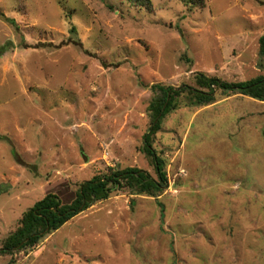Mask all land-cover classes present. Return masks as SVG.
I'll return each instance as SVG.
<instances>
[{
    "label": "rangeland",
    "instance_id": "obj_1",
    "mask_svg": "<svg viewBox=\"0 0 264 264\" xmlns=\"http://www.w3.org/2000/svg\"><path fill=\"white\" fill-rule=\"evenodd\" d=\"M192 1L0 0V246L49 193L71 202L108 167L155 175L153 84L264 75V0ZM185 102L155 139L164 215L114 191L0 264H264V100Z\"/></svg>",
    "mask_w": 264,
    "mask_h": 264
},
{
    "label": "trees",
    "instance_id": "obj_2",
    "mask_svg": "<svg viewBox=\"0 0 264 264\" xmlns=\"http://www.w3.org/2000/svg\"><path fill=\"white\" fill-rule=\"evenodd\" d=\"M127 1L145 10L152 9L150 0ZM193 2L184 0L187 6ZM71 30L75 32L76 26L72 25ZM259 53L264 56V36L260 38ZM152 92L148 106L150 125L144 135L141 150L154 167L155 175L136 166L108 167L81 182L71 202L64 203L57 194L49 193L24 213L19 227L2 241L0 252L12 254L35 247L46 234L59 229L95 203L108 199L114 191L128 190L131 194L155 197L164 215L166 207L158 197L168 186L167 159L163 155L164 150L156 148L155 139L167 117L180 107L182 99H186V106H206L214 103L218 94L222 96L228 93H240L264 100V75L246 81H229L197 71L194 85L184 83L176 87L155 83Z\"/></svg>",
    "mask_w": 264,
    "mask_h": 264
}]
</instances>
